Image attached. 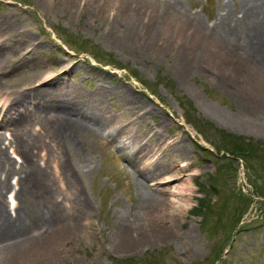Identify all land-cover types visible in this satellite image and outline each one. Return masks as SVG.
<instances>
[{
    "label": "rangeland",
    "instance_id": "1",
    "mask_svg": "<svg viewBox=\"0 0 264 264\" xmlns=\"http://www.w3.org/2000/svg\"><path fill=\"white\" fill-rule=\"evenodd\" d=\"M105 1L0 0V20L15 25L17 33L6 43V56L0 63V91L12 83L36 80L42 76L41 70L49 72L56 65L59 69L63 63L71 67L68 81L80 84L85 93L91 92L88 83L96 79L112 87L118 83L142 98L143 106L136 105V110L153 113L145 118L146 131H162L161 123L166 122L168 135L181 139V159L166 167L163 175L178 179L150 185L136 173L126 157L134 144L125 151L119 145L121 138L139 127L135 117L136 121L124 114L123 120L134 121L118 136L96 140L86 134V148L68 156L74 165L72 174L51 178L54 200L59 204L62 190H68L67 186L77 189L84 208L70 211L68 216L79 229L76 235L68 236V243L57 245V252L49 251L38 264H264V134L245 132L235 124L229 127L211 116L214 112L243 124H260L264 123L262 105H253L240 93L232 92L214 68H209L211 72L190 68L182 75L178 46L171 42L162 46L164 33H156L151 42L134 40L119 47L105 41L103 32L113 19L112 5L116 3L108 0L110 5L105 7ZM179 2L210 25L223 11L220 4L227 6L228 14L239 13V0ZM142 12L144 20L151 17L150 11ZM11 28L3 27V35H12L15 30ZM25 34L33 35L38 47L25 61L16 62L14 56L25 52ZM115 103L106 101L110 113L121 105ZM0 132L5 138L2 146L19 168L23 157L12 154L15 147L11 148V137L4 135L10 131L4 128ZM163 133L166 135L165 128ZM239 146L255 153H238ZM52 164L48 170L56 175ZM184 165H189L187 171L180 172ZM19 175L8 174L11 187L3 192L7 205L11 197L19 205L15 196ZM185 179L191 182L193 194L183 197L188 202L186 211L176 212V219H180L177 233L134 249L115 250L125 222L132 216L140 218L145 209L144 205L138 207L144 204L140 203L138 182L173 190ZM165 197L172 198L170 194Z\"/></svg>",
    "mask_w": 264,
    "mask_h": 264
},
{
    "label": "bare ground",
    "instance_id": "2",
    "mask_svg": "<svg viewBox=\"0 0 264 264\" xmlns=\"http://www.w3.org/2000/svg\"><path fill=\"white\" fill-rule=\"evenodd\" d=\"M107 2L103 4L105 7L110 5ZM113 3V19L103 32L105 41L119 47L134 40H138L137 43L151 42L156 33H164L166 38L162 46L169 42L178 46L182 75L190 68L209 71V68H214L220 79L228 82L232 92L240 93L251 104L262 105L264 109V0H239V13L234 15L225 12L227 6L220 4L219 9L223 11L211 25L184 9L179 0H113ZM143 10L150 11L149 19H143ZM5 23L1 18L0 63L6 56V43L17 34L15 25ZM5 26L8 30L11 27L15 30L12 35H3ZM23 40L25 52L14 56L16 62L25 61L38 47L31 34H25ZM57 68L56 65L49 72L41 70L43 74L36 80L29 79L26 84L12 83L8 89L0 91V129L10 131L9 143L16 149L12 154L19 157L21 153L23 157L17 168L7 147L2 146L5 138L0 132V264H38L49 251L57 252V245L68 243L69 235L77 234L78 225L68 214L84 208V202L77 189L67 186L68 190L64 189L60 194L63 195L60 204L57 203L51 178L72 174L74 165L68 156L86 148V134L96 137V140L102 136H118L120 132L125 133L126 126L136 118L139 127L119 140L124 151L130 148L131 143L134 144L126 157L136 173L150 185L167 184L178 179L163 175L166 167L181 159L184 152L181 139L177 136L172 139L168 135L166 122L161 123L162 131L153 128L146 131L143 126L145 118L153 113H141L135 109L136 105L139 108L143 106L142 98H137L118 83L112 87L101 83L100 79L88 83L91 92L85 93L80 84L75 86L68 81L66 75L72 76L69 64L63 63ZM107 100L120 102L118 111L110 113L105 106ZM124 114L135 118L123 120ZM211 116L229 127H235V124L245 132L264 134V123L247 121L243 124L214 112ZM106 129H110L109 133L105 132ZM49 164L53 165L56 175L48 170ZM188 166L184 165L180 172L187 171ZM9 173L20 174L15 191L19 205L14 208L7 205L3 197L4 190L11 187ZM179 176L182 177L181 174ZM144 181L138 182L140 203H144L138 207L144 205L145 209L140 212V218L132 216L125 224L122 222L125 228L114 244L115 250L134 249L136 245L144 246L157 238L177 233L180 219H176V212L181 213L188 208L187 200L183 199L193 194L188 179L173 190L152 188ZM166 194L172 198L165 197ZM163 206L167 210H162Z\"/></svg>",
    "mask_w": 264,
    "mask_h": 264
},
{
    "label": "trees",
    "instance_id": "3",
    "mask_svg": "<svg viewBox=\"0 0 264 264\" xmlns=\"http://www.w3.org/2000/svg\"><path fill=\"white\" fill-rule=\"evenodd\" d=\"M238 153L239 152H243V153H246V154H249V153H251V154H249V155H252V154H254L255 153V151H254V149H251V150H246V148H244L243 146H239L238 148ZM239 217V216H238Z\"/></svg>",
    "mask_w": 264,
    "mask_h": 264
}]
</instances>
